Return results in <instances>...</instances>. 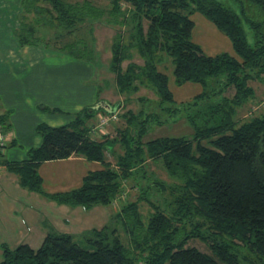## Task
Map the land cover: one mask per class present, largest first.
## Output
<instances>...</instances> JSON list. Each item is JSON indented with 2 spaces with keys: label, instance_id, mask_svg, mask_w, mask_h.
Returning a JSON list of instances; mask_svg holds the SVG:
<instances>
[{
  "label": "trees",
  "instance_id": "trees-1",
  "mask_svg": "<svg viewBox=\"0 0 264 264\" xmlns=\"http://www.w3.org/2000/svg\"><path fill=\"white\" fill-rule=\"evenodd\" d=\"M105 1L21 0L19 28L12 31L21 46L96 66L101 61L94 31L98 24L115 27L109 70L123 102L113 106L98 99L67 124L40 122L41 145L21 161L0 154V164L18 175L22 187L58 204L111 208L110 222L81 234L87 247L74 234L56 230L37 249L4 245L0 264H264V115L238 118L239 108L255 97L250 81L264 82V0ZM196 12L228 36L238 57L207 54L193 40ZM64 32L74 39L58 46ZM166 57L177 85L193 82L202 91L176 101L170 75L159 69ZM141 88L157 99L139 96V110L127 107ZM229 89L233 95L225 94ZM9 114L0 109L1 132L11 126ZM105 114L124 120L113 137L102 129L117 120L102 124ZM179 118L192 126L191 135L147 137L152 127ZM74 154L103 167L89 171L76 188L46 192L40 165ZM150 161L173 181L150 173ZM129 182L139 190L134 201L124 199ZM143 202L151 207L147 216ZM192 239L204 241L210 253L188 246Z\"/></svg>",
  "mask_w": 264,
  "mask_h": 264
},
{
  "label": "crops",
  "instance_id": "crops-1",
  "mask_svg": "<svg viewBox=\"0 0 264 264\" xmlns=\"http://www.w3.org/2000/svg\"><path fill=\"white\" fill-rule=\"evenodd\" d=\"M6 5V10H13L14 16L17 18L21 11V0H9ZM16 53L20 54L22 60H27L31 65L36 64L34 67L38 65L40 67L39 76L36 77L35 85L33 84L34 87L30 83L27 84L31 91L29 92V105H27V109L25 107L26 111H19V106L15 102L17 100L13 101L12 96H9L10 101H6L7 94L3 97L5 99V110L13 109V107L16 110L10 115V125L13 126L15 119H19V125L25 130L8 133L10 143L15 147L25 146L26 149L30 150L42 143V137L37 135L36 131H27L29 127L35 130L37 124L42 121L41 117L38 116L42 112L40 105H43V107L50 105L54 108L56 103L58 101L63 102L62 98L66 96L67 105L62 110L73 113L70 119H74V113L80 111L83 104L97 102L98 89L88 84L91 81L82 78L93 71L92 65L86 61L72 59V57L64 54L56 55L58 60L64 64L57 66L59 67L58 73L62 77L56 79L57 81L53 84L49 79L47 80L48 75L57 77L54 72H49L48 49L28 45L21 47L20 51ZM28 53H30L31 58H28ZM164 63L161 65H164ZM161 65H159L160 70H162ZM171 69L172 67H170V72ZM164 72L166 74L170 73ZM173 80L175 82L174 78ZM200 92L201 90L198 89L195 95ZM17 113L19 116L16 115ZM29 113L32 114V117L29 116ZM20 126L19 130H21ZM104 132L108 133L109 131ZM109 134L116 135V132H109ZM8 159L24 160L15 156ZM102 167L103 165L100 162L89 161L84 156L74 154L67 159L42 163L39 167V173L44 180V190L48 193H56L69 191L80 186L84 176L89 171ZM0 169V192L5 190L11 195V202L8 207L0 208V263L3 260L2 247L4 245L14 248L20 244H28L37 249L41 246L48 232L52 230L80 235L88 229L101 228L110 220L111 209L108 207L95 206L86 209L80 206L72 207L58 204L38 192L22 187L18 175L10 172L6 166L0 165Z\"/></svg>",
  "mask_w": 264,
  "mask_h": 264
},
{
  "label": "rangeland",
  "instance_id": "rangeland-1",
  "mask_svg": "<svg viewBox=\"0 0 264 264\" xmlns=\"http://www.w3.org/2000/svg\"><path fill=\"white\" fill-rule=\"evenodd\" d=\"M7 1L9 2V0H0V92H1L0 109L3 108V110H5L4 108L5 99L3 97H5V94H7L6 101L8 100L10 101L9 96H12L14 99L13 101L17 100L15 102L19 106V111L24 112L28 107L27 105H29V100H30L29 92L31 91V88L27 84L28 83H30L31 85L34 84V82L37 80L36 77L39 76L40 67L39 65L34 67L36 64L31 65V63H29L27 60L24 59L22 60L20 54L16 53L17 51H20L21 47H23L18 43V40L12 34L13 30L19 28L18 27L19 22L14 16L13 10L11 11L6 10L7 8L5 6H7L6 5ZM67 1L75 2L77 0H67ZM94 1L98 5H105L107 3V1L105 0H94ZM191 18L195 21V28L193 30V36H192L193 40L199 43L207 54L229 52L230 54H233L234 56L238 57L232 47V43L228 38V36L225 35L223 32H221L203 14L196 12L193 15H191ZM53 31L50 33L51 37H53L54 35ZM115 32H116L115 27L107 26L104 24L97 25L94 31V35L97 40V51L100 54L101 62H99V64H96V66L91 64L93 67V71L90 74L82 77L83 79H87L91 81L88 82L90 86H95L97 89L98 87H101V89H103V92L97 95V101L99 99L100 102L102 101L104 103H109V105H113V106L117 105L119 101L123 102V96L121 98V96L117 92V89L115 88V75L109 70L110 58L112 54L113 36ZM95 33L97 34V36ZM79 38H81V36L78 34L76 39ZM89 38L90 37H88V40L90 41ZM73 39L74 36H68V34L64 32L63 35L59 38L58 46H60L61 43H65ZM248 40L251 44L254 42V38L251 31L248 32ZM40 48H44V47H40ZM28 54H29L28 58H31L30 53ZM58 54H64V53H61L59 51H51V50L48 53V64L50 66L49 72H54V74L57 75L56 78L53 77V75H48L49 77H47V80L49 79L50 82L53 84H55V82L57 81L56 79H61L62 77L58 73L59 67L57 66H62L64 63L62 64V62L58 60L57 58L58 56H56ZM134 61L140 64L143 63V60L138 55H136ZM127 63L128 62L126 61L124 65L126 66ZM170 67L173 68V65L171 66L170 59L166 57V61L164 65H161L160 68L164 71L170 72ZM167 74H169L171 77L170 88L175 95L176 101L180 102V101L189 100L192 97H194V95L198 92V89L202 91L201 85L193 82H188L183 87L178 86L173 80L172 71ZM34 85L32 87H34ZM250 85L253 86L255 89V97H253L249 102H247L241 108H239L238 118L240 119L239 120L240 122L244 120H248L253 116L264 115V82L259 80H252L250 81ZM234 92H235L234 89H229L228 92H226L225 94L233 95ZM139 96H144L152 100L157 99V95L152 90L147 88H141V90L134 95L132 102L129 103L127 107L133 108L134 110H139L141 106V103L138 101ZM62 100L64 103L58 101L56 103V107H54L59 109L58 111H54L53 107L50 105L47 106V109L45 108L43 109L42 108L43 105H40L42 112H40L38 116L41 117V120L43 122H47L53 126H59V125L67 124L70 120H72L70 118L72 117L71 115L73 113L65 112L64 110H62L67 105V101H68L67 97L64 96ZM86 105H92V103L90 104L85 103L82 105V108ZM124 108L126 107H123V109ZM5 111L10 112L9 114V123H10V115L16 110L13 107V109L5 110ZM16 115H18V113ZM29 116L32 117V114L29 113ZM107 117L110 116H107L106 114L103 115V118H107ZM100 118L102 117L100 116ZM113 119L117 121L113 122L112 125H108V127L106 126L107 129L106 128L102 129V132L109 131L111 133H114L116 132L117 128L123 127L124 120H122L120 117L117 118L114 117ZM96 123L98 124L99 120ZM19 124H20V120L15 119L13 126L11 125L10 127H6L5 132L2 131L3 133L6 134V144H5V149L1 152V154L3 155V159H6V161H15L8 159L12 156H15L18 159L28 158L29 149H26L25 146H16V147L13 146V144L10 143L11 140L8 138L9 136L8 133H10L11 131H25L23 127H21ZM19 126L21 130L18 129ZM27 131H36V129L32 130V128L29 127ZM192 132H193L192 126L188 122H186L185 118H179V120L171 124L152 127L147 137L151 139L161 136H181V135L189 136L192 134ZM37 135L42 137L39 133H37ZM111 136L113 137L114 135ZM2 155H0L1 158ZM110 159L114 161V158L111 156ZM148 169L150 173L153 172V174L158 175V177H160L161 179H164L168 182L173 181L171 178L168 177V174L163 169V167L156 162L154 163L153 161H150ZM138 192L139 190L133 186V183L129 182L124 193L125 201L136 200V198L139 195ZM154 197H156L155 200L158 201L159 199H163V197H160L159 194H155ZM10 202H11L10 193L5 192V190L1 191L0 208H4L5 206L8 207V204ZM161 202L162 204L165 203L163 201ZM115 205L117 207L121 205V203H119V200L116 201ZM141 210L144 216H147L151 212V207L147 203L143 202L141 204ZM109 222L110 220L108 221V223ZM75 236H76V240L83 247H87V244L85 240L81 237V234L80 235L76 234ZM188 246H195L204 252L210 253V250L207 247V245L204 243V241H201L199 239L190 240L188 242ZM242 253L248 255L246 251H243Z\"/></svg>",
  "mask_w": 264,
  "mask_h": 264
},
{
  "label": "built area",
  "instance_id": "built-area-1",
  "mask_svg": "<svg viewBox=\"0 0 264 264\" xmlns=\"http://www.w3.org/2000/svg\"><path fill=\"white\" fill-rule=\"evenodd\" d=\"M114 117H116V115H112V116L107 117V118H103V116H102L103 120L101 118V123L107 124L109 122V120L113 119ZM5 144H6V134L3 132L1 133V131H0V154L5 149Z\"/></svg>",
  "mask_w": 264,
  "mask_h": 264
},
{
  "label": "water",
  "instance_id": "water-1",
  "mask_svg": "<svg viewBox=\"0 0 264 264\" xmlns=\"http://www.w3.org/2000/svg\"><path fill=\"white\" fill-rule=\"evenodd\" d=\"M104 106H105V108H107V109L110 108L109 105H104Z\"/></svg>",
  "mask_w": 264,
  "mask_h": 264
}]
</instances>
